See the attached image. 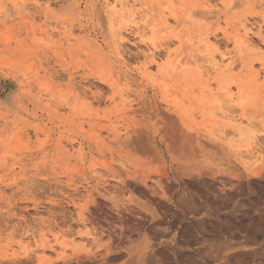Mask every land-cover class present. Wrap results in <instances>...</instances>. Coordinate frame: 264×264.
<instances>
[{
	"label": "rangeland",
	"instance_id": "rangeland-1",
	"mask_svg": "<svg viewBox=\"0 0 264 264\" xmlns=\"http://www.w3.org/2000/svg\"><path fill=\"white\" fill-rule=\"evenodd\" d=\"M117 1L0 0V264H131L148 238L168 264H264V0ZM167 103L195 137L224 121L189 172L125 142L135 123L163 152Z\"/></svg>",
	"mask_w": 264,
	"mask_h": 264
},
{
	"label": "bare ground",
	"instance_id": "bare-ground-1",
	"mask_svg": "<svg viewBox=\"0 0 264 264\" xmlns=\"http://www.w3.org/2000/svg\"><path fill=\"white\" fill-rule=\"evenodd\" d=\"M117 5L118 6H120L121 8H125V6H126V4H124V3H122V2H120V1H117V0H115V2H114V6L112 7V8H115V7H117ZM128 6V5H127ZM131 8V7H130ZM142 30H144V29H142ZM239 31V30H238ZM238 31H237V33H238ZM141 35H142V31H138L137 32V36L138 37H141ZM140 39H142V38H140ZM121 40V39H120ZM148 40H150V39H148ZM143 43H144V45L145 46H148V47H155V44L154 43H152V42H145L144 40H141ZM237 43V44H236ZM246 43V39H241L240 37H238V36H236L235 35V43L234 44H236V46L237 47H241V46H243L244 44ZM247 44V43H246ZM116 46V45H115ZM249 51V50H248ZM239 53V52H238ZM240 54V53H239ZM180 63V62H179ZM178 64V63H177ZM181 65V64H180ZM214 66H216V65H214ZM170 67H172V66H170ZM177 67H179V66H177ZM147 69V68H146ZM161 69V68H160ZM161 71V70H160ZM166 71V70H165ZM147 72V71H146ZM149 72V71H148ZM172 72V71H171ZM150 73V72H149ZM164 73V72H163ZM166 73V72H165ZM157 75V74H156ZM166 75V77H168V74H165ZM181 75H182V73H181ZM157 76H159V75H157ZM253 77V76H252ZM169 78H170V76H169ZM174 78H176V77H174ZM149 80V79H148ZM177 80V79H176ZM210 80V79H209ZM150 81V80H149ZM171 81V80H170ZM180 84V83H179ZM214 84V83H213ZM154 85V84H153ZM162 85V84H161ZM212 84H210L209 86H211ZM215 85V84H214ZM160 87V86H159ZM162 87H163V85H162ZM182 87V86H181ZM212 87V86H211ZM163 88H165V86L163 87ZM183 89H185V88H183ZM186 90V89H185ZM242 91H243V89H241ZM166 91V90H165ZM196 92V91H195ZM197 93H198V91H197ZM238 93H240V90L238 89ZM242 93V92H241ZM127 94H128V92H127ZM136 94V93H135ZM165 95V94H164ZM190 95V94H189ZM201 95V94H200ZM132 96H135V95H132ZM139 96V95H138ZM222 97V96H221ZM229 98L227 99L228 100V102L230 103L229 104V106H226V111H231V107H232V105H231V97H232V94H230L229 96H228ZM263 97V96H262ZM123 98V97H122ZM129 98H131V96L129 97ZM216 98V97H215ZM218 98H220L219 96H218ZM221 99V102L222 101H224V100H222V98H220ZM224 99V98H223ZM239 100V99H238ZM174 102V101H173ZM177 102V101H176ZM202 102H205V98H201L200 97V103H202ZM226 102V101H225ZM133 103V102H132ZM156 103H158V102H156ZM175 103V102H174ZM223 103V102H222ZM227 103V102H226ZM250 103V102H249ZM131 104V103H130ZM184 104H185V102H184ZM224 104V103H223ZM132 105V104H131ZM135 105V104H134ZM189 105H192V106H195V105H193V103H190ZM208 105H209V109H211V107L212 106H210L211 104H209V102H208ZM225 105V104H224ZM129 106V105H128ZM153 106V105H152ZM203 106V105H202ZM214 106V105H213ZM155 107V106H154ZM175 107V106H174ZM173 106H171L170 104H166V107L165 108H162V105H157V107H156V111H157V115L162 119V121H161V125H162V122H163V125L161 126L162 127V135L160 136V141H161V144L164 146V150H163V152H161L160 150H158V147L157 146H152L146 139H145V137H144V135H143V133L141 132V130L139 129V128H136V125L137 124H135V123H133L134 125H132L131 127H135V128H131V129H129L130 131L128 132L127 130V126H126V133H125V142H126V144H127V147H128V149L131 151V152H133L138 158H136V156H135V159H143V161H142V163H144V161H146L147 163H155V162H157V164H158V161H159V163H160V160L162 161V158H163V156H164V154H166L168 157H170L172 160H174L175 161V163L176 164H178L179 166V169L180 170H182L183 171V169H184V171H185V169H190L191 170V168H192V166H193V164L195 163V162H197L200 158H202L206 153V151H205V146L207 145L208 146V142L207 143H205L204 142V144H205V146H204V144L202 143V140L201 139H199V138H197V137H201V130L203 131V130H205L206 128H207V124L208 123H213V124H218V125H216L217 127H221L222 126V122H224V121H220V120H218L217 121V119H215L216 121H214V120H209V121H206L204 124H203V126L201 127V129L200 130H198L199 132L197 133V137H195L194 135H193V133H191L190 131H189V129L185 126V125H180L179 123H178V121H177V119H175V117H174V115L172 114V113H176V109L174 108ZM216 107V106H215ZM224 107L225 106H220V108L219 109H217V110H220V114L222 115L223 114V117H224V114H225V116H226V114L228 113V112H225L223 109H224ZM262 107H264V106H262ZM180 108V107H179ZM190 108V107H189ZM197 108V107H196ZM241 108V107H240ZM192 109V108H191ZM205 109V108H204ZM139 110V109H138ZM138 110H135L137 113H139L138 112ZM153 110V109H152ZM185 110V109H184ZM200 110H201V108H200ZM216 110V109H215ZM216 110V111H217ZM126 111H129V110H126ZM191 110H189V112H190ZM238 111V110H237ZM256 111H257V109H256ZM262 111H264V110H262ZM132 112V111H131ZM134 112V111H133ZM133 112L132 113H130V114H132V115H136L137 113L136 112H134L135 114H133ZM186 112V111H185ZM188 112V113H189ZM206 112V111H205ZM204 112V113H205ZM211 112V111H210ZM239 112V111H238ZM259 112V111H258ZM202 115L204 114V113H202V112H200ZM199 113V114H200ZM208 113V112H207ZM246 113H247V109H246V107L245 106H243L242 108H241V114L238 116V118H236V119H238V120H243V119H245L246 118V116L248 115H246ZM259 113H261V112H259ZM140 114V113H139ZM138 114V115H139ZM150 114V113H149ZM148 114V115H149ZM151 114H152V112H151ZM191 114V113H190ZM189 114V115H190ZM200 114V115H201ZM230 115L232 114V112L231 113H229ZM153 115L154 114H152L151 115V118L152 119H154V117H153ZM192 115V114H191ZM208 116H212V117H216V115H215V112H213V108H212V112L211 113H208ZM218 116V115H217ZM228 116V115H227ZM252 116V115H251ZM251 116H250V118H251ZM260 116V115H259ZM197 117H199V115L197 116ZM221 117V116H220ZM223 117H221V118H223ZM150 118V119H151ZM178 118V117H177ZM186 118V117H185ZM207 118V117H206ZM224 118H226V117H224ZM260 118V117H259ZM259 118H257V119H259ZM263 118V117H262ZM137 119V118H136ZM151 119V120H152ZM160 119V120H161ZM230 119V121L228 122L227 120H226V123L225 124H227L226 126H228V127H232V126H237L238 124L236 123L237 122V120L235 119V117L234 118H228V120ZM256 119V120H257ZM187 120H189V119H187ZM193 120V119H192ZM121 121V120H120ZM153 121V120H152ZM159 121V120H158ZM248 120H246L245 121V123L247 122ZM258 121V120H257ZM114 122H116V121H114ZM221 122V123H220ZM239 122V121H238ZM241 122V126L243 125L242 124V121H240ZM244 122V121H243ZM131 123V122H130ZM152 123V122H151ZM203 123V122H202ZM235 123V124H234ZM248 123V122H247ZM263 123V122H262ZM127 124V123H126ZM154 124H159V122L158 123H155V122H153V124L152 125H150V126H156V125H154ZM212 124V125H213ZM128 125V124H127ZM220 125V126H219ZM263 125H264V123H263ZM262 125V126H263ZM252 126V125H251ZM160 127V128H161ZM216 127V128H217ZM215 128V127H214ZM122 129V128H121ZM259 129V127L257 128V130ZM250 130V129H249ZM256 130V129H255ZM157 131V130H156ZM222 131H223V129H222ZM259 131V130H258ZM118 132H119V130H118ZM252 132H254V131H252ZM156 133V132H155ZM154 133V134H155ZM237 133L239 134L238 135V139H240V138H250L252 141H254L253 139H255V137L253 138V134L254 133H248V132H239V131H237ZM250 134V136L252 135V138L251 137H247V134ZM259 133V132H258ZM123 134H124V132H123ZM119 135V134H118ZM210 135V134H209ZM219 135H220V133H219ZM153 136V135H152ZM223 136V135H222ZM230 138H231V136H229ZM155 138V137H154ZM234 138V137H233ZM237 138H236V140H237ZM117 138H114V141L116 140ZM224 140V139H223ZM226 140H228V139H226ZM236 140H234V141H236ZM249 141V139H247V140H245L244 141V143H246V146H243L244 148H245V150H246V152H241V153H237V151H236V153L238 154V155H249V154H252V153H250L251 151H250V149L251 148H249V146L251 147V145H252V141ZM112 143H113V138H112ZM240 141V140H239ZM232 142V141H231ZM241 143H243V141L241 142ZM125 144V145H126ZM251 144V145H250ZM209 146H210V144H209ZM211 146H213V145H211ZM119 147V146H118ZM126 147V146H125ZM216 147V146H215ZM215 147H214V150H215ZM237 147V146H236ZM236 147H234L235 149H237ZM208 148H211V147H208ZM213 148V147H212ZM217 148V147H216ZM240 148H238V150H239ZM122 150V149H121ZM217 150V154H219L218 153V151L220 150L219 148H217L216 149ZM123 151V150H122ZM220 152V151H219ZM207 153H208V155L210 154V156L211 157H213L212 156V154H211V152H208L207 151ZM132 154V153H131ZM220 154H221V152H220ZM207 155V156H208ZM131 156H133V155H131ZM206 156V155H205ZM216 156V155H215ZM204 158V157H203ZM209 158V157H208ZM241 158V157H240ZM261 158V157H260ZM211 159V158H210ZM215 159V158H214ZM204 160V159H203ZM207 160V158L204 160V161H206ZM258 159H256V161L254 162V166H251V167H245V169L246 170H249V171H252L253 173H254V171L257 169V166H258V162H259V160L257 161ZM170 162H171V160H170ZM209 162V161H208ZM212 162V161H211ZM138 163V162H137ZM165 163V162H164ZM163 163V164H164ZM174 163V164H175ZM199 163V162H198ZM150 164V165H151ZM166 164V163H165ZM145 165V164H144ZM153 165H155V164H152V166ZM196 165V164H195ZM199 165H203L204 166V164H203V162H201ZM161 167V166H160ZM172 167V166H171ZM195 167V166H194ZM193 167V168H194ZM200 167H202V166H200ZM196 168V167H195ZM262 168V167H261ZM203 169V168H202ZM185 171V172H189V171ZM192 170H194V169H192ZM259 170V169H258ZM183 171V172H184ZM179 173V172H178ZM178 173H176V174H178ZM180 175H181V177H182V173H180ZM180 175H178V176H180ZM189 177H190V179H191V181H193V182H196L197 184H208L209 183V180H210V177L212 176V175H210V172L209 173H207V172H205V170H197L196 172H194L193 174H189L188 175ZM146 177V176H145ZM142 179V178H141ZM142 181V180H141ZM143 182H144V180H143ZM130 200V199H129ZM132 202H133V205L137 208V209H139L140 211H143L144 213H146L148 216H150V218L151 219H154V218H156L157 217V214H156V211L152 208V206H149V205H146V204H144V203H142V202H140V201H135V200H132ZM84 226V225H83ZM91 237V236H90ZM57 240V239H56ZM83 241V240H82ZM85 241V240H84ZM172 241H173V239H172ZM170 243L171 242H167V241H165L164 239H160L159 240V242L157 243V244H155L154 242H152V240H150V238H148V239H146V240H144V241H142V243H141V245H138L137 247H135V248H131L132 250H131V252H130V256H131V258H132V262H131V264H168L167 263V261L166 260H161L160 259V255H162V254H160V253H162V252H166L167 250H168V245H170ZM46 244V243H45ZM160 246V248L161 249H159V250H157V249H155L156 248V246ZM172 250V249H171ZM251 254H252V252H250ZM246 254V253H245ZM249 254V253H248ZM251 254H249V255H251ZM254 254V253H253ZM252 254V255H253ZM256 255V254H255ZM252 258H253V256H252Z\"/></svg>",
	"mask_w": 264,
	"mask_h": 264
}]
</instances>
